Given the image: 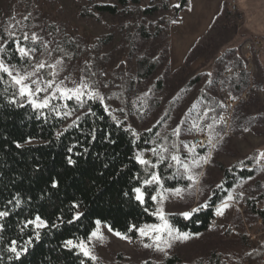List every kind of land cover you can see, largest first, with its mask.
<instances>
[{
	"label": "rangeland",
	"instance_id": "rangeland-1",
	"mask_svg": "<svg viewBox=\"0 0 264 264\" xmlns=\"http://www.w3.org/2000/svg\"><path fill=\"white\" fill-rule=\"evenodd\" d=\"M89 1L92 0H0V48L5 43L1 37L4 34L14 38L16 48L22 46L29 50V56H26L29 67H15L14 73H34L29 81L37 80L46 89L33 99L42 101L48 96L49 104L68 100L55 90L56 85L63 81L61 87L74 88L83 79L89 88L83 89L85 94L80 101L74 97L70 99L73 102L80 104L90 99L88 91L99 92L104 98L105 110L136 136L159 124L157 152L165 157L162 163L176 169L187 180L186 187H163L183 190L180 196L170 191L164 193L167 199L163 202V209L167 214H180L205 204L212 188L220 182L223 168L243 165L251 160L256 172L232 188L229 192L232 199H227L228 194L223 201L229 207L223 210L222 215H217L215 210L214 221L207 231L190 234L186 240L172 241V246L164 251L144 247L152 241L141 237L139 232L136 238L124 239L101 224L104 241L93 239L89 244L98 259L93 261L80 253L92 264H161L171 256H177L180 264H197L206 262L211 253L218 255L223 264H260L264 254V221L251 210L250 202L264 208V167L258 166L260 162L264 163V159H255L264 152L262 58H255V69L248 73L249 85L244 91L247 98L237 102L234 110L241 108L247 115L257 117L258 121L236 126L231 116V134L226 132L222 122L214 123L221 121L216 107L240 97L230 76H224L230 69L235 72L238 59L243 60L241 48L245 39L237 34L238 27L232 19L233 10L229 5L232 0H224L221 15L178 68L174 66L180 61L177 64L172 62L170 27L178 21L179 14L175 15L172 7L177 6L179 0H140L139 6L129 4L125 13H95L87 17L82 11L89 8ZM93 1L117 5L116 0ZM187 4L188 1L184 8ZM153 6L160 9L151 15L141 13V9ZM156 31L158 33L152 35ZM33 34L36 40H32ZM105 37L111 38L109 43L98 46L99 39ZM75 50L80 51L78 55L74 54ZM139 58L158 61L150 77L141 79L138 76ZM40 63L45 67L37 71L36 66ZM7 65L12 69L13 65ZM48 81H52V87H46ZM157 81L160 82L159 89ZM19 97L32 105L27 96ZM193 104L196 108L189 112ZM70 116L67 124L75 118L73 114ZM194 123L199 125V129L192 128ZM177 125L181 129L179 136L173 135ZM199 134H206L208 139L211 136V143L217 147L211 148L210 143L204 147L197 146L195 138ZM189 148H194V151L189 152ZM151 149L137 153H142L150 161L147 166L156 164L157 167L159 155H154ZM173 154H178L189 165L193 157L206 156L208 160L191 167L195 176L193 181L188 179V173L181 164L171 160ZM156 186L158 189L159 185ZM154 204L156 211L158 202L154 201Z\"/></svg>",
	"mask_w": 264,
	"mask_h": 264
},
{
	"label": "trees",
	"instance_id": "trees-1",
	"mask_svg": "<svg viewBox=\"0 0 264 264\" xmlns=\"http://www.w3.org/2000/svg\"><path fill=\"white\" fill-rule=\"evenodd\" d=\"M187 1L179 0V4L172 7L175 15ZM116 2L117 5L89 1V8H85L82 14L87 17L95 13L116 15L125 13L129 4L140 5V0ZM159 9L158 6L143 8L141 13L151 15ZM231 16L236 27L241 25L243 17L239 12L235 10ZM144 35L148 37V34ZM1 37L5 41L1 59L18 68L29 67V60L18 53L14 38L4 34ZM110 39H99L98 46L109 43ZM79 52L75 50L74 54ZM137 63L141 79L150 77L158 66L157 60L147 58H139ZM234 68L236 71L229 79L240 96L249 85L248 72L241 59ZM156 86L159 89V81ZM234 110L232 119L236 126L258 121L241 108ZM223 111L224 106L216 107L219 116ZM69 112L75 118L67 124L71 116L65 113ZM158 129L159 124L136 136L94 98L80 104L70 99L56 100L48 107L36 109L19 97L9 76L0 72V211L9 213L0 218V264H81V261L92 264L75 248L65 247L64 242L69 239L86 241L96 228L97 220L128 238L137 237L136 228L157 223L151 198L157 186L143 185V181L151 172H157L165 188L187 185V180L165 163H157V167L152 168L135 159L137 151L158 149ZM69 160L73 162L69 163ZM255 172L251 160L243 165L223 168L220 182L212 188L206 200L208 206L187 219L180 214H169V223L191 235L207 231L213 223L217 206L239 181L252 177ZM137 187H141L144 193L143 204L135 198L133 189ZM250 205L254 214L264 221V208L258 209L252 202ZM77 212L81 215L74 220ZM37 215L48 225L39 230V239L35 238L33 226L24 227ZM30 238L32 243L19 259L7 250L11 241L23 245ZM161 264H180V259L171 256ZM197 264L223 263L218 255L211 253L206 262Z\"/></svg>",
	"mask_w": 264,
	"mask_h": 264
},
{
	"label": "snow or ice",
	"instance_id": "snow-or-ice-1",
	"mask_svg": "<svg viewBox=\"0 0 264 264\" xmlns=\"http://www.w3.org/2000/svg\"><path fill=\"white\" fill-rule=\"evenodd\" d=\"M25 39H28L27 36L24 37ZM37 37L35 34L32 35V40H36ZM2 50V48H0ZM19 54L22 57L29 56V50H26L22 46H18L17 48ZM57 64L60 63V61L56 62ZM45 67L43 63H40L36 66V70L38 71L40 68ZM53 68H55V65H52ZM14 68L15 66H12V69L9 68V66L3 61L0 60V72L6 73L10 78L14 86L18 88L19 95L21 96H27L29 101L32 103V106L36 109H41L48 107L49 104V97L45 96L42 101H37L36 99H33L37 93H40L42 91H45V88H42L40 86V83L37 80H31L29 81V78L34 75V73H25L21 74L20 72H15L14 73ZM55 75V73H53ZM63 84V81H61L60 84L56 85V91L60 92L62 97H67L68 99H72L73 97L77 100H81V96H83L85 93L83 89H88L89 84L85 82L83 79L81 80L80 85L74 87V88H67V87H61ZM35 86V87H33ZM46 87H52V81L46 82ZM87 95L91 98H98L100 99L101 103H103L104 98L100 96L99 92L96 91H88ZM196 108V104L192 105V108L189 109V112L192 111V109ZM107 110V109H106ZM65 115H71V113H65ZM203 117H201L202 119ZM222 119V118H221ZM221 121H214V123H220ZM209 128H212V125H208ZM193 129H199V125L194 123L192 125ZM192 129H189L191 131ZM151 131V129H149ZM180 126L177 125L175 129H173V135L179 136L180 134ZM135 134V133H134ZM209 143L211 145V148H216L217 145L215 143H211V136L209 137ZM187 147V145H185ZM176 145L173 144V148H175ZM71 151V149H69ZM152 153L154 155H159V160L157 163H162L165 159V157L157 152V149L153 148L151 149ZM166 151V149H165ZM194 148H189V152H193ZM210 155V153H209ZM135 159L137 160L138 163L141 165H149L150 161L145 159L143 157L142 153H137L135 155ZM257 161L260 159H264V152H260L258 156L255 158ZM171 160L175 161L178 164H181L182 167L185 169V172L188 173V179L189 180H195L194 174L191 172V167H196L198 166L202 161L207 162L208 157H193L191 160V165L188 163H184L180 156L178 154H173L171 156ZM72 160H69V163H72ZM243 163V162H241ZM171 166V165H170ZM151 167L155 168L156 164H152ZM145 171H147V167H145ZM156 184L159 185L156 194L152 195V200L158 202V207L156 211L153 213V215L158 217L159 223L157 224H150V225H143L140 228H136L135 230L139 232L141 237H148L152 243L151 244H144V247H154L158 251H164L165 248H170L172 246V241L176 240H186L189 238V233L186 232H181L178 229H176L173 225L169 223L168 216L169 214L165 213L163 209V202L167 197L165 196V192H171L172 194L176 196H180L181 192L183 191L182 189H163L162 185V178L156 173V172H151L149 178L145 179L143 181V185H152ZM55 185V182H54ZM191 187V185H190ZM217 187H220L218 185ZM133 192L136 194L135 198L140 202L144 203V193L142 192L141 187H137L133 189ZM228 200L232 199L231 193L227 197ZM20 201L17 199L16 204L19 205ZM208 204L205 202V204L199 205L197 208L191 209V211H185L180 213L184 218H189L192 213L199 211L200 208L202 207H207ZM229 204L227 202H222L220 206L216 208V214L217 215H222L223 210L228 208ZM9 213L7 211H0V218L7 216ZM81 214L77 212L73 219H77ZM71 223V221H70ZM96 228L89 234L87 241L83 239L79 240H72L69 239L64 242V246L68 248H75L78 249L79 252H81L85 257H89L93 261H96L98 257H96L93 254L92 249L89 247V244L93 239L97 240L98 242H103L105 239V236L103 232L100 230L101 228V221L97 220L96 222ZM29 225L33 226L35 229V238L39 239L40 238V229L48 227L47 221L42 219L39 215H37L33 220H29L25 223L24 227H28ZM56 225H53L55 227ZM108 227V231H113L110 226ZM135 226H133L134 228ZM129 231H132V228L129 229ZM117 236H120L121 238L128 239V237L120 232H115L114 233ZM32 243L31 238L23 243V245H18V242L16 240L11 241L10 245L8 246L7 250L14 255L15 258L19 259V257L25 253L28 250V246ZM12 257H10L11 259ZM81 264H84L83 261H81Z\"/></svg>",
	"mask_w": 264,
	"mask_h": 264
},
{
	"label": "crops",
	"instance_id": "crops-1",
	"mask_svg": "<svg viewBox=\"0 0 264 264\" xmlns=\"http://www.w3.org/2000/svg\"><path fill=\"white\" fill-rule=\"evenodd\" d=\"M178 1V0H177ZM243 21L237 34L246 40H264V0H233ZM224 0H188L170 27L172 62L178 68L196 42L208 31L222 10ZM178 4V2H176ZM174 56V59H173Z\"/></svg>",
	"mask_w": 264,
	"mask_h": 264
},
{
	"label": "built area",
	"instance_id": "built-area-1",
	"mask_svg": "<svg viewBox=\"0 0 264 264\" xmlns=\"http://www.w3.org/2000/svg\"><path fill=\"white\" fill-rule=\"evenodd\" d=\"M230 7L233 11L236 10V4L232 0L230 2ZM241 57L245 62V70L248 73H251L255 69V58L259 57L262 58V70H263V75H264V40L255 38V39H250L246 40L243 42L242 48H241ZM233 70L230 69L224 73L225 77H229L233 75ZM247 98V93L243 92L238 100L236 101H227L224 105V111L220 115V120L223 124V126L226 128V132L231 134L232 129H231V116L234 110L235 105L239 101H245ZM222 118V119H221ZM209 143V139L206 134H199L195 138V144L199 147H204L206 144ZM258 166H263L264 163L260 162ZM258 209H261L260 207H257ZM214 221V219H213ZM260 264H264V254L260 260Z\"/></svg>",
	"mask_w": 264,
	"mask_h": 264
}]
</instances>
